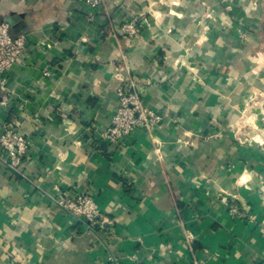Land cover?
I'll return each mask as SVG.
<instances>
[{
  "label": "crops",
  "instance_id": "crops-1",
  "mask_svg": "<svg viewBox=\"0 0 264 264\" xmlns=\"http://www.w3.org/2000/svg\"><path fill=\"white\" fill-rule=\"evenodd\" d=\"M0 22L28 46L0 134L30 142L17 170L0 146V264H264V133L242 127L247 108L264 125V0H0ZM132 80L162 120L112 145ZM83 192L93 229L59 205Z\"/></svg>",
  "mask_w": 264,
  "mask_h": 264
},
{
  "label": "built area",
  "instance_id": "built-area-1",
  "mask_svg": "<svg viewBox=\"0 0 264 264\" xmlns=\"http://www.w3.org/2000/svg\"><path fill=\"white\" fill-rule=\"evenodd\" d=\"M91 9H99L103 0H79ZM138 21L132 19L124 23L122 32L132 39L138 34ZM26 35L13 36L11 26L0 22V86L5 87L9 72L15 67L27 50ZM49 74V72H46ZM140 81H130L128 86L118 89L119 101L112 123L105 133V139L110 144H119L130 137L141 127L151 128L162 120L159 112L146 107L141 100ZM29 139L20 128L19 123H8L0 134V146L4 152V163L10 169L17 170L27 153ZM59 205L68 214L82 221L89 229L96 228L100 223L102 213L98 209L91 194L83 192L76 197H63ZM233 210L238 212V207ZM103 264H117L114 257H109Z\"/></svg>",
  "mask_w": 264,
  "mask_h": 264
},
{
  "label": "rangeland",
  "instance_id": "rangeland-1",
  "mask_svg": "<svg viewBox=\"0 0 264 264\" xmlns=\"http://www.w3.org/2000/svg\"><path fill=\"white\" fill-rule=\"evenodd\" d=\"M178 1V0H177ZM249 2V1H248ZM250 2L254 5H256L257 3H259V0H250ZM180 3V2H179ZM204 21V20H203ZM241 36L245 37L248 36L246 33H242ZM262 52V51H260ZM259 51H257L256 53L253 54V57H257V59L260 61L259 63H261V68L259 65L258 69L261 70H257L255 72L256 75L260 76V80L262 82V87H258V90L252 95L250 102L253 105V107H259L260 111H262V117L264 116V52L260 53ZM256 59V58H255ZM260 74V75H259ZM244 118H242L243 124L244 126L243 129H248V132L252 133L254 135H260L261 133H264V125H255L254 124V118L253 115L251 114L250 108L248 110V108L246 109V111L243 114ZM259 137V136H257Z\"/></svg>",
  "mask_w": 264,
  "mask_h": 264
},
{
  "label": "water",
  "instance_id": "water-1",
  "mask_svg": "<svg viewBox=\"0 0 264 264\" xmlns=\"http://www.w3.org/2000/svg\"><path fill=\"white\" fill-rule=\"evenodd\" d=\"M7 23H11V22H7Z\"/></svg>",
  "mask_w": 264,
  "mask_h": 264
}]
</instances>
